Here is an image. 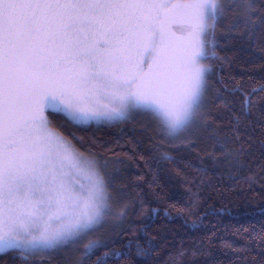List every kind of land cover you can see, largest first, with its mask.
<instances>
[{
	"label": "snow or ice",
	"instance_id": "1",
	"mask_svg": "<svg viewBox=\"0 0 264 264\" xmlns=\"http://www.w3.org/2000/svg\"><path fill=\"white\" fill-rule=\"evenodd\" d=\"M218 27L264 52V0H0V259L49 264L57 253L76 254L74 264H110L128 255L100 237L79 246L109 218L122 225L129 205L116 208L113 177L54 133L46 112L91 124L144 110L155 122L152 147L170 160L176 141L194 148V130L209 127L213 67L203 61L219 59ZM223 90L234 97L217 89L236 144L228 156L238 159L257 106L264 134V81ZM227 139L216 145L225 149ZM187 255L181 242L164 264H186ZM135 256L139 264L158 259L139 244Z\"/></svg>",
	"mask_w": 264,
	"mask_h": 264
},
{
	"label": "trees",
	"instance_id": "2",
	"mask_svg": "<svg viewBox=\"0 0 264 264\" xmlns=\"http://www.w3.org/2000/svg\"><path fill=\"white\" fill-rule=\"evenodd\" d=\"M215 52L219 59L206 60L213 67L205 106L209 127L194 130L192 135L199 137L194 148H180L176 141L170 160H161L152 147L155 122L144 110L112 122L83 125L64 114L46 112L50 127L72 147L98 160L105 174L113 177L116 208L129 205L124 223L115 221L100 237L111 249L128 254L110 264H139L137 244L153 248L158 253L156 264H164L181 242L188 250L186 264H260L264 259L260 239L264 235V134L256 123L260 108L247 118L252 125L243 128L250 137L243 144L244 153L233 159L228 151L236 144L227 139L231 114L217 98L219 89L222 98L234 99L224 92L225 85L231 89L243 82L251 88L264 81V52L257 42L229 35L223 27L217 28ZM220 137L227 139L223 150L216 145ZM47 259L49 264H74L76 254L51 253ZM5 261L12 264L8 256L0 264Z\"/></svg>",
	"mask_w": 264,
	"mask_h": 264
},
{
	"label": "rangeland",
	"instance_id": "3",
	"mask_svg": "<svg viewBox=\"0 0 264 264\" xmlns=\"http://www.w3.org/2000/svg\"><path fill=\"white\" fill-rule=\"evenodd\" d=\"M203 62H204V63H207L206 60L203 61ZM49 110H51V109H49ZM65 116H66V115H65ZM81 125H83V124H81ZM49 127H50V126H49ZM50 129H51L54 133H56V134H58V135L60 136V134H59L55 129H53L52 127H50ZM63 139H64V138H63ZM64 140L67 141L66 139H64ZM67 142H68V141H67ZM73 149H74V150H75L80 156H82V157H84V158H86V159H91L90 157H88L87 155L81 153L80 151H78V150L75 149L74 147H73ZM115 221H116V220H115L114 218H109L108 222L105 223V225H104L103 228H100V229H98L97 231L91 233L89 236H86V237H85L80 243H83V242H84V244H85V242H86V241L88 242V240H90V239H95V238H97V237H101V236L105 235L106 232L110 229V227H112V226L114 225Z\"/></svg>",
	"mask_w": 264,
	"mask_h": 264
}]
</instances>
